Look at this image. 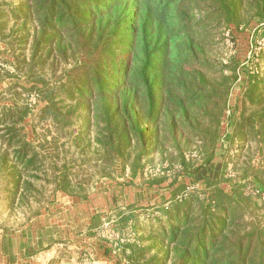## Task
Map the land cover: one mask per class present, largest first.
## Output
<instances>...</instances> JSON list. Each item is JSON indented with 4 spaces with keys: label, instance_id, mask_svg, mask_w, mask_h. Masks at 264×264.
<instances>
[{
    "label": "rangeland",
    "instance_id": "374dc122",
    "mask_svg": "<svg viewBox=\"0 0 264 264\" xmlns=\"http://www.w3.org/2000/svg\"><path fill=\"white\" fill-rule=\"evenodd\" d=\"M225 1L234 2L230 12L219 0L188 3L198 50L182 63L179 89L201 88L211 99L193 104L190 119L180 116L175 126L159 116L156 132L133 103L147 129L143 146L123 139L121 112L108 121L107 111L122 108L123 87L103 99L71 95L83 59L72 33L63 31L62 42L39 37L34 0H0L7 264L19 260L15 232L45 212L56 238L19 264H192L179 251L189 235L172 238L171 227L197 231L207 220L215 229L227 215L213 257L239 264L252 241L248 264H264V1ZM186 208L189 226L177 219ZM211 233L220 230L206 238Z\"/></svg>",
    "mask_w": 264,
    "mask_h": 264
},
{
    "label": "trees",
    "instance_id": "16d2710c",
    "mask_svg": "<svg viewBox=\"0 0 264 264\" xmlns=\"http://www.w3.org/2000/svg\"><path fill=\"white\" fill-rule=\"evenodd\" d=\"M189 1L34 0V5L29 6L39 21V37L50 33V37L54 38V35L62 42L64 32L72 33L75 50L83 59L73 70L78 75L73 81L75 92L71 95L78 93L83 98L98 96L103 99L115 95L123 87L122 108L119 110L117 106L113 113L107 111L108 121L113 122L121 112L123 139L130 145L137 137L144 146L147 129L139 124L141 113L135 110L133 103L144 108L143 116L147 123L155 126L156 132L159 116L166 117L175 126L180 116L190 119L193 104L204 106L211 99L210 93L201 88L179 89L178 74L182 63L195 57L198 50L193 32L197 23H194L190 11L193 6L188 4ZM219 1L222 10H232L230 7L234 2ZM60 50L65 49L60 47ZM201 85H206L205 81H201ZM131 120H134L133 128L129 125ZM191 212L186 208L183 213H178L177 219L189 226ZM229 218V215L219 217V226L215 229L207 220L197 231L190 227L181 231L180 226H172V238L180 232L189 235L182 242L185 247L179 250L185 261L221 264L226 260L224 255L219 258L213 255L218 252L219 236H224ZM215 230L220 233H211L206 238L207 231ZM251 248L252 241H249L238 256L239 264H248Z\"/></svg>",
    "mask_w": 264,
    "mask_h": 264
},
{
    "label": "crops",
    "instance_id": "0c3cea01",
    "mask_svg": "<svg viewBox=\"0 0 264 264\" xmlns=\"http://www.w3.org/2000/svg\"><path fill=\"white\" fill-rule=\"evenodd\" d=\"M53 214L45 212V214L42 216V218L45 217V219H34L32 222H30L25 228L20 229L16 233L17 243L16 247L18 249L17 251V257L19 260H17V263L23 262V257L28 253V251L31 254H37L41 249L39 248L40 244L45 243V240H48L49 243H47L44 247H49L55 240V232H53L52 226H57V223H51L47 221L46 219H50V216ZM45 221V223H43ZM52 232L50 237V234L45 235L44 232ZM53 236V237H52ZM7 237L6 233L4 231L0 230V264H7L8 263V256L6 254V244H7Z\"/></svg>",
    "mask_w": 264,
    "mask_h": 264
}]
</instances>
